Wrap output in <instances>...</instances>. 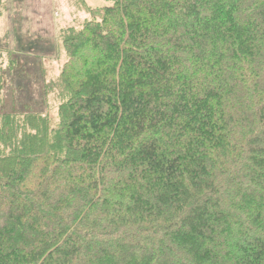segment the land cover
<instances>
[{"label":"trees","instance_id":"16d2710c","mask_svg":"<svg viewBox=\"0 0 264 264\" xmlns=\"http://www.w3.org/2000/svg\"><path fill=\"white\" fill-rule=\"evenodd\" d=\"M106 1L0 110V264H264V0Z\"/></svg>","mask_w":264,"mask_h":264},{"label":"rangeland","instance_id":"374dc122","mask_svg":"<svg viewBox=\"0 0 264 264\" xmlns=\"http://www.w3.org/2000/svg\"><path fill=\"white\" fill-rule=\"evenodd\" d=\"M104 8L106 0H0V110L26 105L58 122L61 99L55 89L66 59L60 32L79 27L87 18L84 5Z\"/></svg>","mask_w":264,"mask_h":264}]
</instances>
